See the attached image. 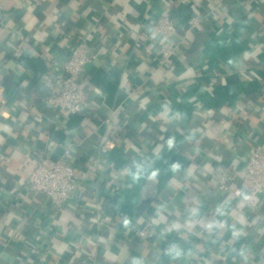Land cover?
I'll return each instance as SVG.
<instances>
[{
    "label": "crops",
    "instance_id": "obj_1",
    "mask_svg": "<svg viewBox=\"0 0 264 264\" xmlns=\"http://www.w3.org/2000/svg\"><path fill=\"white\" fill-rule=\"evenodd\" d=\"M162 16L199 26L158 72ZM84 40L102 95L50 110L57 64ZM0 83V264H264V222L211 182L220 163L238 186L264 146V0H0ZM67 150L81 187L60 212L26 183ZM150 218L156 234L133 238Z\"/></svg>",
    "mask_w": 264,
    "mask_h": 264
},
{
    "label": "built area",
    "instance_id": "obj_2",
    "mask_svg": "<svg viewBox=\"0 0 264 264\" xmlns=\"http://www.w3.org/2000/svg\"><path fill=\"white\" fill-rule=\"evenodd\" d=\"M198 26L199 19L193 18L189 28L185 30L178 27L169 16H162L153 24V32L165 40L159 46L154 59L155 71L160 72L169 67L173 58L182 51L187 42V34ZM179 32L185 34L181 39H178ZM12 41L15 39L13 38ZM20 42L14 52L16 59H20L24 53L25 38L21 37ZM96 59L97 56L89 42L84 40L76 44L69 58L57 64L56 89L45 98V106L50 110L66 112L71 116L88 112L90 93L102 95V91L92 85L91 78L87 74L88 66ZM2 91L3 86L0 83V99ZM101 152L107 153L108 146H102ZM238 177L236 171L218 163L211 173V182L219 194L224 197L230 196L233 201L243 203L252 214L264 222V215L253 202L255 198L264 196V146L251 148L245 168L240 174V183L235 186ZM80 187L81 178L72 161L71 150H67L63 156L56 159L50 156L41 157L34 165L26 183L29 192L44 195L60 212H63L68 202L79 194ZM157 226L158 223L154 218L146 219L141 226L133 230L132 237L147 241L156 234Z\"/></svg>",
    "mask_w": 264,
    "mask_h": 264
},
{
    "label": "clouds",
    "instance_id": "obj_3",
    "mask_svg": "<svg viewBox=\"0 0 264 264\" xmlns=\"http://www.w3.org/2000/svg\"><path fill=\"white\" fill-rule=\"evenodd\" d=\"M171 145H172V141L170 140L169 146H171ZM125 174H128L127 170H125ZM151 175H152V177H154L156 175V172H153ZM132 177L134 180H139L141 178V169H140L139 165H137V171L135 173H132ZM125 223H127V221H125ZM177 254H179V253H177Z\"/></svg>",
    "mask_w": 264,
    "mask_h": 264
},
{
    "label": "water",
    "instance_id": "obj_4",
    "mask_svg": "<svg viewBox=\"0 0 264 264\" xmlns=\"http://www.w3.org/2000/svg\"><path fill=\"white\" fill-rule=\"evenodd\" d=\"M150 203H151L150 200L146 201V202L143 204V206L141 207V209L139 210L140 213H142L143 210H144V208L148 207V206L150 205ZM140 213H139V214H140Z\"/></svg>",
    "mask_w": 264,
    "mask_h": 264
}]
</instances>
